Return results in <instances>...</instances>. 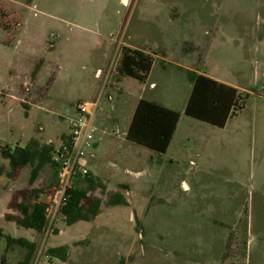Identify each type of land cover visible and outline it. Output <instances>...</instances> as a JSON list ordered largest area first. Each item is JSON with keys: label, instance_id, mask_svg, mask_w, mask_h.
<instances>
[{"label": "rangeland", "instance_id": "obj_1", "mask_svg": "<svg viewBox=\"0 0 264 264\" xmlns=\"http://www.w3.org/2000/svg\"><path fill=\"white\" fill-rule=\"evenodd\" d=\"M106 1L109 10L101 7ZM192 1L204 4L205 18L212 20L195 54L199 68L209 66L250 95L225 129L184 110L172 148L163 155L126 136L131 119L123 107L136 78L122 76L114 62L105 81V72L98 77L89 63L70 61L54 48L60 37L91 27L102 12L118 13L122 26L114 34L126 36L136 21L132 6L119 0H0V22L9 29L0 24V148L14 150L36 138L53 146V156L69 132L75 104L99 100L95 143L86 157L91 176L105 186L90 191L102 199L95 218L69 225L59 213L41 233L19 225L7 215L19 218L23 200L46 202L57 181L55 168L46 165L33 182L30 165L14 177L0 175V225L15 238L39 237L29 264H264V0ZM20 30L37 39L21 49L15 40ZM117 46L119 57L123 44ZM14 60L28 69L12 65ZM165 74L155 72L154 97L174 98L181 108L191 92L188 73ZM207 127L219 133L210 135ZM0 166L11 170L1 150ZM81 183L87 188V180ZM117 191L127 204L109 203ZM62 245L68 246L67 260L48 254ZM20 249L0 238L8 264H22Z\"/></svg>", "mask_w": 264, "mask_h": 264}, {"label": "crops", "instance_id": "obj_2", "mask_svg": "<svg viewBox=\"0 0 264 264\" xmlns=\"http://www.w3.org/2000/svg\"><path fill=\"white\" fill-rule=\"evenodd\" d=\"M119 1L124 7L132 6L131 0L128 6L123 5L121 0ZM110 4L111 1H106L101 7L104 10H109ZM132 8V14L133 16H136V21L134 22L131 33L126 34V36H119V38H116L114 34V31L118 30L119 27L122 26L119 23L118 13L115 15L114 13L108 12L105 15V12H102L101 17L92 20L90 23L91 27H81L79 28V31L71 32L68 36H66L65 40L63 39V41L60 37L54 44V48L59 52L61 57L67 53L70 57V61L77 62L78 60H81L83 63H89L92 66V69L95 70V73H97L98 77H101L103 72L106 73L107 69L109 71L114 62L115 65L118 63L120 58V56H117L118 41L119 47L121 42L123 45L129 46L133 49H139L147 54H150L153 57V65L148 78L145 81L136 79L137 81L132 82L134 91L130 96L131 98H128L129 101L124 104L123 111L126 114L128 113V117L131 119L129 126L136 107L141 99L156 101L169 108L180 111L181 117L168 150L166 152H159L160 154L167 155L169 154L177 136L180 123L183 119V111L186 108L192 92L193 83L190 78L191 73L208 75L221 82L237 87L238 89L239 86L231 80L214 74L209 66H207L208 68L206 70L199 68L201 58L196 57L195 54L202 47V39L205 35L210 33V24L212 21L211 18H205L206 7L204 4L196 3L192 0H137L133 3ZM209 8L211 10L209 13L213 14L214 7L210 6ZM37 36L38 35L35 34L34 37H32V35H30L27 31L24 32L20 30L16 35L15 40L22 49L23 46H28V41L33 40L34 38L37 39ZM7 41L10 40L8 39ZM11 64H18L22 70L28 69V64H26L23 60H18V62L14 60ZM170 69L185 71L188 73V78L190 79L191 92L188 94L185 103L181 108L176 106V99L165 98L166 100H159L154 97L155 94L152 92L158 86V78L155 77V72H157V74L160 73V77L162 76L164 78L166 75L165 73ZM109 77L110 75L106 73L104 80L107 81ZM119 81H123V79L121 78ZM126 82L129 81L126 79ZM146 87H148V90H146ZM123 89L124 87L122 86L119 91L123 93ZM81 100L90 99L82 98L79 101ZM73 112V114L76 113V104L73 108ZM188 122L190 123V121ZM227 123L224 127H217L225 129ZM214 126L216 127V125ZM218 130L219 129L213 127H207V131L210 135H216L219 133ZM67 134V132L63 133L59 147L63 145ZM91 173L93 174L92 171ZM0 227H2L4 233H6L5 228L1 225ZM24 239L36 242L37 250L39 242V237L37 235ZM23 247L25 246L20 245L21 249L19 250L21 256L24 257L22 262L28 254V250L26 252L22 251ZM5 258V253L1 252V264H8V259L6 258L5 260Z\"/></svg>", "mask_w": 264, "mask_h": 264}, {"label": "trees", "instance_id": "obj_3", "mask_svg": "<svg viewBox=\"0 0 264 264\" xmlns=\"http://www.w3.org/2000/svg\"><path fill=\"white\" fill-rule=\"evenodd\" d=\"M6 30H9L3 20L0 22ZM120 58L117 63L118 72L122 76H131L140 81H145L152 69L153 57L139 49H133L123 45L120 49ZM190 78L193 83L191 95L185 108V113L193 118L204 122L224 127L231 116L238 110L244 108L245 99L250 93L241 94L237 87L221 82L205 74L191 73ZM181 112L169 108L159 102L141 99L134 112L131 124L127 131V138L133 142L144 145L158 152H166L175 134ZM3 156L10 161L11 170L5 171L4 166H0V175L6 172L14 177L24 166L30 165L31 182L39 175L46 166L55 168L52 160L53 146L50 143H42L36 138H32L26 146H16L13 150L10 146L0 148ZM56 171V170H55ZM87 188H72L68 192V200L62 207L60 213L65 216L69 225L81 220H91L101 212V197H93L91 190L101 187L105 189L103 183L91 174L86 178ZM109 203L127 204V200L120 192H115L109 199ZM18 209L22 212L19 218H11L19 225L33 228L37 232L44 231L47 225L45 216V202L35 201L33 203L25 200L18 204ZM5 237L8 246L13 243L24 245L28 249L22 264H29L36 250V242L24 238H14L4 233L0 227V238ZM48 254L58 256L63 260L68 259V246H56L48 249Z\"/></svg>", "mask_w": 264, "mask_h": 264}, {"label": "built area", "instance_id": "obj_4", "mask_svg": "<svg viewBox=\"0 0 264 264\" xmlns=\"http://www.w3.org/2000/svg\"><path fill=\"white\" fill-rule=\"evenodd\" d=\"M121 1L125 6L130 2ZM98 106V99L81 100L76 104V113L68 118L69 132L64 143L52 156L57 181L45 202L48 228L67 202L69 190L80 187L81 182L91 174L86 157L88 149L95 143L92 121Z\"/></svg>", "mask_w": 264, "mask_h": 264}]
</instances>
